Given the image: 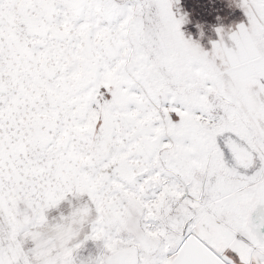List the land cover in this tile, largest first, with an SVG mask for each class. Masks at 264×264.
I'll use <instances>...</instances> for the list:
<instances>
[{
  "label": "snow or ice",
  "instance_id": "1",
  "mask_svg": "<svg viewBox=\"0 0 264 264\" xmlns=\"http://www.w3.org/2000/svg\"><path fill=\"white\" fill-rule=\"evenodd\" d=\"M180 3L0 0V264H264V0Z\"/></svg>",
  "mask_w": 264,
  "mask_h": 264
},
{
  "label": "rangeland",
  "instance_id": "2",
  "mask_svg": "<svg viewBox=\"0 0 264 264\" xmlns=\"http://www.w3.org/2000/svg\"><path fill=\"white\" fill-rule=\"evenodd\" d=\"M179 7L190 14L191 23L184 28L186 34L201 39L200 29L196 27L197 24L201 25L204 32L201 43L205 48H211L209 41L217 39L215 27L224 25L227 28L230 22L236 25L244 18L235 7L234 0H181Z\"/></svg>",
  "mask_w": 264,
  "mask_h": 264
},
{
  "label": "trees",
  "instance_id": "3",
  "mask_svg": "<svg viewBox=\"0 0 264 264\" xmlns=\"http://www.w3.org/2000/svg\"><path fill=\"white\" fill-rule=\"evenodd\" d=\"M243 19H244V18H243ZM233 25H234V24H232V23L230 22V27L233 26Z\"/></svg>",
  "mask_w": 264,
  "mask_h": 264
}]
</instances>
